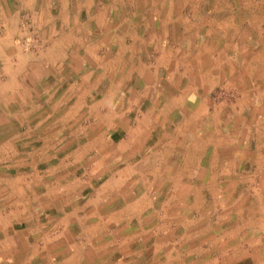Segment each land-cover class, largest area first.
Returning <instances> with one entry per match:
<instances>
[{
	"label": "crops",
	"instance_id": "crops-1",
	"mask_svg": "<svg viewBox=\"0 0 264 264\" xmlns=\"http://www.w3.org/2000/svg\"><path fill=\"white\" fill-rule=\"evenodd\" d=\"M79 11L92 21L95 16L110 15L102 9ZM16 14H7L8 25L4 26L15 29L4 28L0 37V47L6 48L0 56V130L24 126L27 133L19 136L15 131L10 155L3 151L8 141H0V160H8L12 154L18 160L19 152L26 154L21 157L23 163L12 165L18 170L7 173L0 169V207L11 208L9 216L0 210V264H116L135 254L134 249L140 252L142 224L153 218L157 222L162 216L156 207L167 189L166 177L171 176L163 162L186 157L200 160L196 152L209 147L205 137L200 143L206 148L199 141L194 143L199 137L192 134L194 148L180 150V137L172 134L165 140L161 136L152 139L147 130L149 112H205L211 107L207 98H196L197 89L188 83L185 73L178 78L170 75L185 81L172 97L174 104L166 103V92L160 87H142V49L157 52L153 69H149L152 73L160 66L155 60L165 50L157 42L147 43L146 38L142 42L137 28L142 33V22H146L155 39L164 41L173 37L170 32L174 26L178 29L182 19L170 18L168 23L160 11L134 10L129 19L124 16L122 28L114 29L115 23H111V29L121 35L106 63L123 62V83L114 86V77L109 86L100 89L96 73L103 55L98 49L108 43L83 40V34L72 41L44 42L43 49L54 45L62 51L72 46L80 54L75 55L74 63L84 68L72 80L74 85L68 86L69 81L52 72V64L64 61L58 58L65 55L52 58L19 47L8 49L17 44L13 31L18 26L7 16ZM82 28L76 33H82ZM134 58H139L138 63ZM177 62L172 58L167 64L173 68ZM204 75L208 77V73ZM194 124L199 127L198 121ZM4 192H9L10 198L3 196ZM261 206L263 211L264 199ZM261 211L249 217L258 224L257 232H264Z\"/></svg>",
	"mask_w": 264,
	"mask_h": 264
},
{
	"label": "rangeland",
	"instance_id": "rangeland-1",
	"mask_svg": "<svg viewBox=\"0 0 264 264\" xmlns=\"http://www.w3.org/2000/svg\"><path fill=\"white\" fill-rule=\"evenodd\" d=\"M81 9L88 13L102 9L110 15L95 16L92 21L79 14ZM134 10L160 11L168 23L170 18L182 19L178 29L174 26L170 32L173 37L164 41L155 39L146 22H142V33L137 28L142 42L146 38L147 43L157 42L165 50L155 60L160 66L152 73L149 69H153L157 52L142 49V87H160L166 92V103L174 104L172 97L185 81L170 75L178 78L185 73L188 83L197 89L196 98H207L211 106L205 112H149L150 137L165 140L173 134L181 138L178 148L186 151L194 148L192 134H196L199 138L194 143L205 137L209 147L196 152L200 160L186 157L163 162L171 176L166 177L167 189L156 207L162 216L157 222L153 218L142 224L140 252L134 249L135 254L116 264H264V232L254 231L258 224L249 221L250 214L262 210L258 205L264 199V0H0V37L4 28L9 31L7 28L15 29L17 24L13 31L17 44L8 47L10 51L19 47L35 56L65 55L58 58L64 61L52 64V72L69 81L68 86L74 85L72 80L84 68L74 63L75 55L80 54L72 46L62 51L54 45L43 49L44 42L72 41L83 34V40L108 43V47L98 49L103 55L96 73L99 88L109 86L114 77V86L118 81L122 85L123 62L106 63L121 35L111 29V23H115L114 29L122 28L124 16ZM9 13L17 14L7 16L14 27L6 28ZM131 22H135L133 18ZM81 28L83 32L76 33ZM4 51L6 48L0 47V56ZM172 58L178 60L173 68L167 64ZM135 60L138 63L139 58ZM65 100L71 102L69 96ZM189 119L193 122L188 123ZM17 130L19 136L27 133L24 126ZM17 130H0V141H8L3 146L4 155H10ZM25 154L19 152L18 160L15 154L0 160V169L7 173L18 170L13 166L23 163ZM4 195L11 196L9 192ZM0 210H6L8 216L11 213L10 207Z\"/></svg>",
	"mask_w": 264,
	"mask_h": 264
}]
</instances>
